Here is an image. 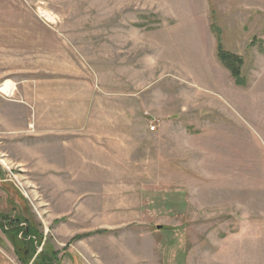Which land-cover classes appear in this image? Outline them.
I'll list each match as a JSON object with an SVG mask.
<instances>
[{
    "label": "rangeland",
    "instance_id": "1",
    "mask_svg": "<svg viewBox=\"0 0 264 264\" xmlns=\"http://www.w3.org/2000/svg\"><path fill=\"white\" fill-rule=\"evenodd\" d=\"M4 84L0 264H264V0H0Z\"/></svg>",
    "mask_w": 264,
    "mask_h": 264
},
{
    "label": "trees",
    "instance_id": "2",
    "mask_svg": "<svg viewBox=\"0 0 264 264\" xmlns=\"http://www.w3.org/2000/svg\"><path fill=\"white\" fill-rule=\"evenodd\" d=\"M216 56L219 62L223 65V67L229 71L232 79L235 81V84L238 86L243 85V82L241 80V73H240L241 66H242L241 58H239L237 55H234L232 53L223 51L221 44L219 42L216 45ZM17 223L20 224L21 219L16 220V224ZM4 224L5 222L4 223L0 222V229H2L5 234H7V239L15 250L20 248L18 247L17 244H20L21 247H23L24 245H28V244L31 247L33 246L34 238L37 235L36 229H34L33 227L27 224L21 228H19L18 226L8 227L9 231H7L5 230L6 227ZM33 251L34 250L32 248V252H30L29 255L24 254L22 258H19L20 262L22 264H27L30 257L32 256ZM42 260L46 261L47 264H50L52 257L45 256V258L41 259V261L38 264H43L44 262H42Z\"/></svg>",
    "mask_w": 264,
    "mask_h": 264
},
{
    "label": "bare ground",
    "instance_id": "3",
    "mask_svg": "<svg viewBox=\"0 0 264 264\" xmlns=\"http://www.w3.org/2000/svg\"><path fill=\"white\" fill-rule=\"evenodd\" d=\"M13 89L10 88L9 84L0 85V92L6 93L7 95H12Z\"/></svg>",
    "mask_w": 264,
    "mask_h": 264
},
{
    "label": "flooded vegetation",
    "instance_id": "4",
    "mask_svg": "<svg viewBox=\"0 0 264 264\" xmlns=\"http://www.w3.org/2000/svg\"><path fill=\"white\" fill-rule=\"evenodd\" d=\"M53 264H56V262L54 261V263Z\"/></svg>",
    "mask_w": 264,
    "mask_h": 264
},
{
    "label": "water",
    "instance_id": "5",
    "mask_svg": "<svg viewBox=\"0 0 264 264\" xmlns=\"http://www.w3.org/2000/svg\"><path fill=\"white\" fill-rule=\"evenodd\" d=\"M160 228V226L158 227V229Z\"/></svg>",
    "mask_w": 264,
    "mask_h": 264
},
{
    "label": "built area",
    "instance_id": "6",
    "mask_svg": "<svg viewBox=\"0 0 264 264\" xmlns=\"http://www.w3.org/2000/svg\"><path fill=\"white\" fill-rule=\"evenodd\" d=\"M152 129H154V128H152Z\"/></svg>",
    "mask_w": 264,
    "mask_h": 264
}]
</instances>
